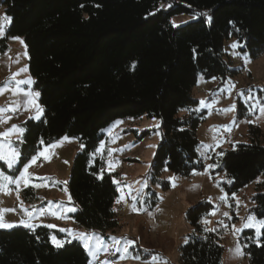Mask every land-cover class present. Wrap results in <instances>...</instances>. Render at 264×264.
I'll list each match as a JSON object with an SVG mask.
<instances>
[{"label":"trees","instance_id":"16d2710c","mask_svg":"<svg viewBox=\"0 0 264 264\" xmlns=\"http://www.w3.org/2000/svg\"><path fill=\"white\" fill-rule=\"evenodd\" d=\"M168 4L164 9L161 5ZM11 20L0 39V54L8 40L22 38L28 71L39 92L42 115L21 126L17 176L41 149L62 137L77 138L68 192L76 211L72 220L86 230L113 232L118 196L113 175L91 154L104 139L102 131L118 120L145 116L161 121V141L152 159L154 176L167 171L188 178L202 171L197 147L199 118L180 116L198 105L193 89L198 77L223 84L238 71L225 62L224 44L235 40L252 60L264 54V0H0ZM204 11L198 18L174 27L173 17ZM241 107L242 104L238 103ZM241 117V114L238 115ZM263 131L247 128V139L230 144L212 156L213 173L222 172L232 195L264 175ZM0 167L6 170L0 163ZM32 188L21 192L24 201ZM252 213L264 218V184L253 197ZM211 205L199 202L188 209L192 228L180 247V264H220L224 248L199 221ZM58 232L41 226L0 229V264H89L83 246L72 241L55 247ZM249 264H264V228L257 240L244 232Z\"/></svg>","mask_w":264,"mask_h":264},{"label":"rangeland","instance_id":"374dc122","mask_svg":"<svg viewBox=\"0 0 264 264\" xmlns=\"http://www.w3.org/2000/svg\"><path fill=\"white\" fill-rule=\"evenodd\" d=\"M167 9L168 4L161 5ZM0 17H5L0 7ZM210 23V16L204 11L191 15L173 17L170 24L174 27L185 25L198 18ZM4 27L9 22H4ZM0 33V39L5 36ZM239 44L229 40L224 44V59L229 68L238 71L234 78L223 84L217 79L204 80L198 77L193 96L198 101L195 107L182 109L180 116L194 115L200 120L197 128V152L204 164L202 171L193 172L188 178L163 171L154 176L152 159L161 141V121L156 117L141 116L128 120H118L102 131L104 139L91 154V160L99 159L104 170L113 175L117 189L115 205L118 227L113 232L86 230L71 218L76 211L68 192V182L73 159L82 150L77 138L62 137L41 149L27 163V186L22 180L19 185L0 180V217L10 230L16 227L35 229L47 227L60 234L52 235L51 243L62 247L72 241L82 242L81 233L88 234L90 250L95 256L86 254L89 264H180V247L189 241L192 232L186 213L199 202L211 205V210L199 221L202 229L215 234L224 253L220 264H249L244 252V232L250 231L257 240L264 227L252 213V197L264 184V175L238 192L228 195L221 184L229 180L222 172L213 173L212 156L219 150L229 148L230 144L242 143L247 139L249 125L258 126L262 131L264 143V54L255 60L238 50ZM28 54L20 37L8 40V48L0 54V88L8 89L0 94V133L12 128L23 129L20 125L27 119L37 120L42 109L35 97L33 79L28 71ZM32 83H20L28 81ZM19 89V91H17ZM33 93L32 103L24 93ZM15 93V94H14ZM238 103L242 104L241 107ZM241 114V117L238 115ZM23 132L14 131L9 136H0V142L18 151L23 140ZM67 138V139H65ZM19 153V151H18ZM12 168L2 163L3 173L12 179L19 161ZM25 188H32L35 197L30 201L21 198ZM119 200V203L117 201ZM135 209V210H133ZM254 217L249 221L248 217ZM23 222V223H22ZM252 223V227H245ZM25 224L31 227H25ZM133 241L127 244V241ZM119 241V243H116ZM84 248V247H83ZM240 253L237 254L236 249ZM85 249V248H84ZM126 249V251H125ZM153 257L156 260L153 261Z\"/></svg>","mask_w":264,"mask_h":264},{"label":"snow or ice","instance_id":"6c2138e0","mask_svg":"<svg viewBox=\"0 0 264 264\" xmlns=\"http://www.w3.org/2000/svg\"><path fill=\"white\" fill-rule=\"evenodd\" d=\"M11 18L10 17H0V21H4V22H10ZM4 30V23L0 22V33H2ZM20 83H32L31 80H28V81H17V84H20ZM6 90H10L6 87L4 88H0V94H3L4 91ZM17 91H19V89H17ZM15 94V93H14ZM26 96L29 97V103H32V97H33V93L31 92H26L24 93ZM35 96L38 97L39 96V93H35ZM37 111L38 112H42V109H39V106L37 105ZM7 111V109H3V108H0V113H3ZM261 111L264 112V108H261ZM36 119H39V115H37L35 117ZM0 122H6V121H0ZM14 131H19V132H23V129H17V127L15 125L12 126L11 129H9L8 131L4 132V133H0V136H3V137H7L9 136L12 132ZM67 139V138H65ZM18 156H19V153L18 151L11 147L10 145V142L8 144L4 143V142H0V161H3L7 164V167L8 168H12L14 166V164L16 163L17 159H18ZM36 157H33V161H35ZM29 165H25L24 166V170L21 172L20 176L15 178V179H12L11 177L3 174V173H0V180H3V181H6L8 183H15L17 185L20 184V182L23 180L24 183H25V186H27V169H28ZM0 187H3V185H0ZM117 203H119V200L117 201ZM135 210V209H133ZM254 217L252 216H249L248 217V220L251 222V221H254ZM23 223V222H22ZM259 226L261 227H264V221H259L258 222ZM245 227H252L253 224L252 223H246L244 225ZM3 227H13V225L11 224H5L2 220V217H0V228H3ZM25 227H31V225H28V224H25ZM79 239L81 240L82 244H83V247L85 248V251H88L90 255L92 256H95V252H92L90 250V244H89V241L92 239V237H90L88 234H84V233H81L79 235ZM53 242L54 243H57V246H61L60 243L56 242L55 241V238H53ZM116 243H119V241H116ZM127 244H132L133 241H127L126 242ZM126 251V249H125ZM236 252L237 254H242L240 253V250L239 248L236 249ZM153 261L156 260V257H153L152 258Z\"/></svg>","mask_w":264,"mask_h":264},{"label":"crops","instance_id":"0c3cea01","mask_svg":"<svg viewBox=\"0 0 264 264\" xmlns=\"http://www.w3.org/2000/svg\"><path fill=\"white\" fill-rule=\"evenodd\" d=\"M35 93H39V92H38V91H35V92H34V94H35ZM35 97H36V96H35ZM36 98L38 99V98H39V96H38V97H36ZM20 125H21V123H20Z\"/></svg>","mask_w":264,"mask_h":264},{"label":"built area","instance_id":"2783aa9c","mask_svg":"<svg viewBox=\"0 0 264 264\" xmlns=\"http://www.w3.org/2000/svg\"><path fill=\"white\" fill-rule=\"evenodd\" d=\"M6 29H7V26H6V27H4V31H6Z\"/></svg>","mask_w":264,"mask_h":264},{"label":"clouds","instance_id":"9594fccd","mask_svg":"<svg viewBox=\"0 0 264 264\" xmlns=\"http://www.w3.org/2000/svg\"><path fill=\"white\" fill-rule=\"evenodd\" d=\"M8 27V26H7Z\"/></svg>","mask_w":264,"mask_h":264}]
</instances>
